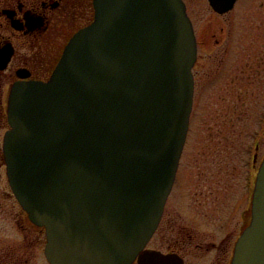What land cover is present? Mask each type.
I'll use <instances>...</instances> for the list:
<instances>
[{
    "label": "water",
    "instance_id": "obj_1",
    "mask_svg": "<svg viewBox=\"0 0 264 264\" xmlns=\"http://www.w3.org/2000/svg\"><path fill=\"white\" fill-rule=\"evenodd\" d=\"M95 9L48 82L12 89L10 184L46 228L50 264H183L145 247L190 125L192 22L182 0H95ZM251 214L232 264H264V161Z\"/></svg>",
    "mask_w": 264,
    "mask_h": 264
},
{
    "label": "flooded vegetation",
    "instance_id": "obj_2",
    "mask_svg": "<svg viewBox=\"0 0 264 264\" xmlns=\"http://www.w3.org/2000/svg\"><path fill=\"white\" fill-rule=\"evenodd\" d=\"M183 1L198 42V58L193 69L195 89L199 79L207 78L212 72L210 64L216 57L218 67L214 77L227 81L228 86L236 85L233 88L237 89H232L234 97L245 103L253 95L250 91L246 93V89L264 83V0H217L219 11L210 0ZM95 15V0H0V264H50L45 253L46 229L32 222L9 181L4 144L10 129L8 109L12 88L50 80L70 39L91 25ZM212 39L217 51L212 48ZM257 161L253 164L255 168ZM249 175L250 172L246 178L249 205L239 216L240 220L230 222L237 211V200L223 212L224 223L220 227L200 225L203 231L221 236L219 242L207 245L209 251L216 253L210 255L213 264H227L233 244L235 247L249 223L250 187L255 183ZM179 225L172 214L164 211L146 249L176 256L183 264H190L196 250L203 251L205 247L201 240L195 244L190 227Z\"/></svg>",
    "mask_w": 264,
    "mask_h": 264
},
{
    "label": "rangeland",
    "instance_id": "obj_3",
    "mask_svg": "<svg viewBox=\"0 0 264 264\" xmlns=\"http://www.w3.org/2000/svg\"><path fill=\"white\" fill-rule=\"evenodd\" d=\"M211 44L217 51L215 39ZM210 65L212 72L207 78L199 79L195 91L187 144L176 185L165 207L166 214H172L177 225L190 227L195 244L201 240L205 247L203 251L196 250L190 264H213L210 255L216 253L209 251L207 245L219 242L221 236L203 231L200 225L220 227L224 223L223 212L237 200V211L230 222L240 220L239 216L249 205L246 178L257 142L259 162L264 159V83L246 89V93L250 91L253 95L251 98L246 95L244 99H248L242 103L234 97L236 85L228 86L227 81L214 77L218 67L216 57ZM156 237L151 242L153 246Z\"/></svg>",
    "mask_w": 264,
    "mask_h": 264
}]
</instances>
